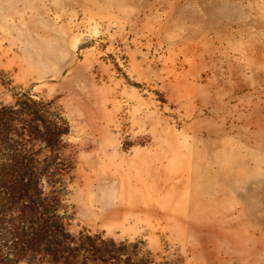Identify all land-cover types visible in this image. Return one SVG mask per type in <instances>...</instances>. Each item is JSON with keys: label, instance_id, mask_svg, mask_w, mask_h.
<instances>
[{"label": "rangeland", "instance_id": "374dc122", "mask_svg": "<svg viewBox=\"0 0 264 264\" xmlns=\"http://www.w3.org/2000/svg\"><path fill=\"white\" fill-rule=\"evenodd\" d=\"M54 215L89 264H264V0H0V264Z\"/></svg>", "mask_w": 264, "mask_h": 264}, {"label": "trees", "instance_id": "16d2710c", "mask_svg": "<svg viewBox=\"0 0 264 264\" xmlns=\"http://www.w3.org/2000/svg\"><path fill=\"white\" fill-rule=\"evenodd\" d=\"M34 120L37 124L31 127L33 129L39 127V137L44 140L54 139V137L58 139L64 132V128L57 120L47 119L44 116L34 117ZM11 170L18 172V167L12 165ZM29 173L28 170H24L22 175L27 177L30 176ZM85 238L89 239L90 236L86 235ZM70 240L75 241V236L67 231L60 218L54 215L37 218L29 227L16 235L13 246L16 254L31 253L28 259L29 264H89L92 260L89 254L78 258L80 250L86 247L87 241L81 239L71 244ZM93 247L95 253H99L98 258L105 262L107 258L100 252V248Z\"/></svg>", "mask_w": 264, "mask_h": 264}, {"label": "bare ground", "instance_id": "6f19581e", "mask_svg": "<svg viewBox=\"0 0 264 264\" xmlns=\"http://www.w3.org/2000/svg\"><path fill=\"white\" fill-rule=\"evenodd\" d=\"M120 216V215H119Z\"/></svg>", "mask_w": 264, "mask_h": 264}]
</instances>
